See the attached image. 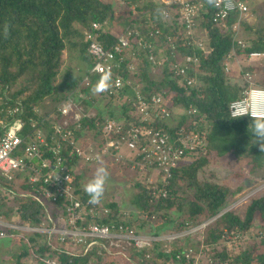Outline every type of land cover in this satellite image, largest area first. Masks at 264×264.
<instances>
[{"label": "trees", "instance_id": "1", "mask_svg": "<svg viewBox=\"0 0 264 264\" xmlns=\"http://www.w3.org/2000/svg\"><path fill=\"white\" fill-rule=\"evenodd\" d=\"M116 3L123 7L118 14L108 0H0V121L3 124L19 119L24 124L22 137L41 129L49 140L50 121L63 119L57 107L87 74L85 33L92 23L100 25L99 41L105 46L115 41L109 26L116 14L126 22V27L138 30L144 40L148 39L150 30H158L165 36L176 35L180 28L177 12L172 21L157 18L155 10L160 8L157 0H116ZM250 12L256 16V23L242 19L240 31L246 39L241 35L238 38L245 47H234L232 27L237 13L222 24H215L213 7L203 1L196 23L205 36L204 40L199 39L207 52H197L196 84L189 91L184 84H179L182 76H174L167 66L161 69L158 78L152 77L145 53L125 59L123 70L128 64L134 65L133 74L137 75L141 91L161 94L162 108L169 112L168 117L153 108L148 118L140 121L142 116L135 112L131 101L124 99L133 94L129 88L106 97H92V88H82L87 95L83 99L87 105L83 107L85 117L79 122L69 120L66 125L84 147L97 142L100 148L105 145L102 129L106 119L121 118L120 131L109 133L108 138L113 140L126 137L133 125L139 130L162 131L170 142L189 132L197 134L200 144L191 150L184 149L186 163L172 168L167 178L157 176L154 183L126 178L135 190L128 209L123 210L116 196H105V204L85 209L83 220L75 225L78 229L91 225L107 227L113 233L123 226L138 236L153 239L142 247L131 243L121 248L99 238L85 245L68 237L60 240L56 234L30 233L20 238L8 229L6 232L14 237L0 238V241L18 243L20 251L13 264H37L31 252L40 256L48 253L57 264H193L199 252L200 264H264V189L248 196L246 203L232 207L244 186L230 189L212 168L222 161L231 166L243 163L251 174L264 168V152L259 151L251 131L254 119L232 118L228 112L229 104L239 99L242 90L249 86L242 78L243 73L252 74L254 87L264 88V69L260 70L264 67V7L252 5ZM5 24L9 25L6 36ZM176 42L183 40L179 38ZM233 48L236 57L245 59L251 52L261 53L263 56L257 59H261L259 65L253 66L250 62L243 69H237L232 57L226 72V55ZM64 61L73 64L64 66ZM62 67L63 77L57 81ZM98 101H105L104 105L100 106ZM16 106L23 108L22 112L10 115L9 111ZM3 131L0 125V137ZM71 149L65 143L58 153L67 160L70 169L80 168L81 164L89 166L84 162L79 164L76 157L70 159ZM117 152L122 155L121 159L104 153L97 165L114 168L120 176L133 171L134 150L123 145ZM49 156L48 159L53 158L52 154ZM81 170H76L74 182L84 202L88 200L83 191L86 173ZM37 186L22 174H16L12 180L0 175V218L19 225L59 227L60 202L52 204L44 200ZM161 190L166 193L162 195ZM198 226L202 227L188 232ZM165 235L174 238L159 239ZM208 251L211 254L204 258Z\"/></svg>", "mask_w": 264, "mask_h": 264}, {"label": "built area", "instance_id": "2", "mask_svg": "<svg viewBox=\"0 0 264 264\" xmlns=\"http://www.w3.org/2000/svg\"><path fill=\"white\" fill-rule=\"evenodd\" d=\"M157 1L160 3V8L167 13L166 20L172 21L175 13H178L180 28H178L176 35L167 34L163 36L158 30H150L148 39L144 40L138 30H131L127 26L119 33L111 32L115 41L105 46L99 41L100 25L92 23L89 31L85 33V39L88 41L86 58L89 62V68L87 74L83 76L74 92L67 95L66 99L57 107V111L63 119L61 122L54 121L55 119L50 121L52 132L49 140H47L45 133L41 129L22 137L24 124L19 119L7 125L0 121V125H3L4 128L0 137V175L7 180H12L16 174H22L23 177H27L30 184L38 185L37 188L44 200H48L52 204L59 201L62 212V215L57 219L59 227H38L33 224L19 225L17 222L0 218V238L14 237V234L6 232L9 229L14 230L17 233L15 236L20 238H25L30 233L56 234L59 235L60 240L68 237L78 244L82 243V245L99 238L108 239L110 244L121 248L125 244L130 245L131 243L137 247H142L153 239L138 236L123 226L118 227L120 231L117 233L109 231L107 227L100 228L95 225H91L87 229L76 228L75 225L83 220L85 209L93 208V205H90L88 200L83 202L80 199L79 186L74 182L75 172L77 169L81 170V168L70 169L67 160L58 156V153L63 145L67 143L72 148L68 151L70 159L76 157L75 159L79 161V164L84 162L86 165L94 166L99 164L100 157L104 153H109L116 160L121 159L122 155L117 151L123 148L124 145L128 150H134V156L138 158V160L134 157L131 159L132 170L142 175L140 178L147 180L148 183H154L157 176L163 179L167 178L170 176L172 168L186 163L183 158L184 149L191 150L200 144L195 133L189 132L177 138L175 142H170L169 136L162 131L139 130L135 125L130 128L126 137L122 136L118 140L108 138L109 133H118L120 131V118L106 119L102 129L105 138L104 146L100 148L97 142L96 145L91 144L84 147L80 145L81 140H75L71 129L66 127L69 120L79 122L81 118L85 117L82 103L87 95L82 91V88H92L93 90L104 77L108 78L105 82L107 85L106 90L96 93L92 91L90 96L100 97L103 95V97H106L107 95H116L122 92L121 90L129 88L133 91V94L131 97L126 95L124 99L131 101L135 112L142 116L140 121L148 118L149 111L153 108L159 109L162 116L168 117L169 112L164 107L162 108L161 94L150 93L149 95L147 92L143 93L141 91L137 75L133 74L135 72L134 65L128 64L126 70H123L125 59L127 57L134 58L141 52L147 55V62L151 70H155L160 74L161 69L167 66L170 71H173L174 76H182L179 84H184L187 91L195 86L196 66L199 62L197 52H207L203 41L197 38L200 28L199 24L196 23V17L202 9L204 0ZM248 6L249 0H216L215 6H212V22L215 24H222L230 15L237 13L232 27L234 30V47H245V44L237 37V34L242 19L247 15ZM179 38L183 40L182 43L176 42ZM261 55L258 52H251L246 59L248 62L255 61ZM232 57L236 59L235 48L226 55L224 64L226 72L229 71L228 61ZM120 71L124 72L119 73ZM188 73L193 75L189 76ZM91 76H96V85H93ZM242 78L249 86L242 90L239 99L229 104L228 112L230 117L264 118V88L254 87V77L248 72L243 73ZM22 110L23 108L16 106L9 111V114L21 113ZM32 110L37 111L34 107ZM53 121L54 123H52ZM33 126L34 124H32ZM52 140L53 143L50 144L49 141ZM51 154L53 158L48 159ZM161 191L162 195L166 193L165 190ZM153 194H157V191ZM104 200L105 197H102L100 204H105ZM106 210L104 209V211ZM200 227L202 226H198L197 229ZM194 230L195 228L188 232ZM164 238L173 239L174 236L159 237L161 240ZM31 253L32 258L35 259L34 262L37 264L40 262L57 264L55 260L49 257L48 253L42 256ZM189 255L187 254L186 257H189ZM200 255L201 253L199 252L193 264H200L198 261Z\"/></svg>", "mask_w": 264, "mask_h": 264}, {"label": "rangeland", "instance_id": "3", "mask_svg": "<svg viewBox=\"0 0 264 264\" xmlns=\"http://www.w3.org/2000/svg\"><path fill=\"white\" fill-rule=\"evenodd\" d=\"M111 1L113 3V5H115V9L117 14L119 13L120 10H122V6L121 4H117L116 0H108ZM115 3V4H114ZM254 5L255 7H264V0H249V6H248V10L251 8V6ZM122 7V8H121ZM116 14L115 19L113 20V23H111L110 30H112L113 32H119L121 31L124 27H126V22L122 21L119 18V15ZM245 20H247L248 23H256V16L254 14H252L251 12L248 13L247 11V15L245 17ZM241 29V28H240ZM237 34V37L239 35H241V38L243 40L246 39L245 34L242 32V30ZM203 37V40L205 39L204 34L199 31L197 33V38H201ZM64 58H65V53H64ZM263 55H261L262 57ZM260 57V58H261ZM235 64L237 66V69L240 68H244L245 66H247L250 62L253 66H258L261 59L259 60H255V61H250L248 62L244 57H240L237 56L235 60ZM72 62H68V61H64V66H72ZM264 69V67L260 68ZM75 73V72H74ZM63 67L61 68L60 74L57 77V81H60L63 77ZM150 75L154 78H158L159 73L155 70H151L150 71ZM91 81L93 83V85H96V76H91ZM105 102V101H104ZM104 102L102 101H98L100 106L104 105ZM82 107H87V105L85 103H82ZM177 113V112H175ZM175 116V115H174ZM104 166V165H101ZM99 167V165L97 166H93V167H89V166H85L84 164H81L80 168L82 169V171H84L86 173V183L88 182L89 179H91L94 175V172L96 170V168ZM107 170H108V178L105 184V192L103 197L105 196H116L117 199L119 200V202L122 204V206L124 207L123 210L125 211L126 209L129 208L130 206V200L132 198V196L135 194V190L134 188L129 184V182L127 181L126 178H131V179H135L136 181H142L143 179L140 178L142 175H139L138 172L136 171H127L124 172L123 175H116V171L114 168L108 169L107 166H104ZM212 168H214L219 176H220V181L223 182L224 184H226L230 189H233L234 187L238 186V185H243L244 189L241 192L240 195H238L236 198L237 201H234V203L231 205L232 207H234L235 205H238L239 203H246V199L248 196L257 193L258 191L264 189V168L262 170H258L256 171L254 174H251L249 172V168L244 165L243 163L241 164H234V165H227L225 163V161L219 162L217 164H214V166H212ZM156 175V174H154ZM126 208V209H125ZM171 217V216H170ZM194 229V228H192ZM197 229V227H195V230ZM166 231V230H165ZM166 233V232H165ZM146 236V235H144ZM165 236H169V235H165ZM229 237H231V235H229ZM259 241V239H258ZM4 243L1 244L0 249L3 250V254L1 255L0 252V264H13L15 261V256L18 255L20 249L18 247V243L15 242H8V241H3ZM79 250V249H78ZM209 253L211 254L210 251H208V254L204 256V258H206Z\"/></svg>", "mask_w": 264, "mask_h": 264}, {"label": "clouds", "instance_id": "4", "mask_svg": "<svg viewBox=\"0 0 264 264\" xmlns=\"http://www.w3.org/2000/svg\"><path fill=\"white\" fill-rule=\"evenodd\" d=\"M209 6H215L216 0H206ZM156 16L158 19H166L167 13L162 8H157ZM9 25H4L5 36L8 33ZM104 77L96 88L93 89L94 93L106 90V80ZM260 110V109H257ZM252 135L255 137V144L258 146L260 152H264V118L254 119L251 122ZM108 170L104 166L96 168L94 175L87 183L83 185V191L88 196V203L90 205H99L105 192V184L108 178Z\"/></svg>", "mask_w": 264, "mask_h": 264}, {"label": "crops", "instance_id": "5", "mask_svg": "<svg viewBox=\"0 0 264 264\" xmlns=\"http://www.w3.org/2000/svg\"><path fill=\"white\" fill-rule=\"evenodd\" d=\"M2 243H4V242L3 241H0V246H1ZM0 252H1V255H2L3 254V250L0 249Z\"/></svg>", "mask_w": 264, "mask_h": 264}]
</instances>
